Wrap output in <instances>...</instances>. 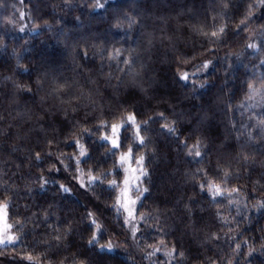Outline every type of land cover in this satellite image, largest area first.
<instances>
[{"label":"trees","instance_id":"16d2710c","mask_svg":"<svg viewBox=\"0 0 264 264\" xmlns=\"http://www.w3.org/2000/svg\"><path fill=\"white\" fill-rule=\"evenodd\" d=\"M99 2L0 0V204L16 238L0 264H264V108L243 105L264 88V5ZM130 114L143 144L131 123L119 147L102 139ZM129 149L148 173L133 225L114 208Z\"/></svg>","mask_w":264,"mask_h":264},{"label":"snow or ice","instance_id":"6c2138e0","mask_svg":"<svg viewBox=\"0 0 264 264\" xmlns=\"http://www.w3.org/2000/svg\"><path fill=\"white\" fill-rule=\"evenodd\" d=\"M259 3L261 5H264V0H259ZM96 7L97 8H102L103 7V4H101L99 2V0H96ZM243 22L244 21H241V23H243ZM21 31H23V29H21ZM223 32H224V28L221 27L218 31L212 32L211 35L214 36V37H219V35L222 34ZM248 47L255 48L256 45L255 44H249ZM120 55H121L120 50L119 49H116L115 50V55L113 57H111V58L112 59H116ZM202 67L204 69H206L208 67V64L205 63L204 65H202ZM180 79L187 81L189 79L188 73L181 74ZM256 94H257V91L255 89H253V95L250 96L249 98L250 99L251 98H254V96ZM124 123H131V124H133L135 126V128H136V137L139 140V142L141 144H143L144 143V139L139 134V131H140L139 125L136 124L135 116L134 115H131V114L128 115L124 119V121H122L121 123H113V124H110V125L109 124L102 125L103 127H108L111 130V134L110 135L103 136L102 139L105 140V141H108L113 147H119V145L117 143V140H118V131H119V129L121 127H123V124ZM145 123H147V122H145ZM168 131L174 133L176 131V129L173 128V127H168ZM113 135H115L117 138L116 139H112V136ZM75 145L80 148V151H79V153H78L77 156H74L73 157V159L75 160L76 171L80 173V177L78 178L79 179V182L81 184V187H84L85 186L84 180H83L84 173H83V170L80 169V159H79V157L85 156L86 155V151H85L83 145L80 144L79 140H76L75 141ZM193 147L195 148V152L193 153L192 150L190 149L189 150V155H195L196 157H199L201 155L200 150H199L200 149V142L198 141ZM130 154H131V149H129V155ZM124 158L125 157L122 156L121 157V160L123 161ZM36 159H39V153H36ZM143 159H144L143 156H141L136 161L137 164L140 165V167H139V176L136 177V179L138 181L140 180L141 177L148 175V173L144 170V167H143ZM61 163H63L62 160H61ZM65 167H67V166L65 165ZM57 171H59V169H57ZM226 175H227V173H226ZM96 181H97V177L94 176V175H92L91 172L89 171V173H88V185L89 186H92L93 184L96 183ZM100 182L102 183L103 181L101 180ZM44 183L47 184L48 181L45 180ZM125 184H127V180L125 181ZM59 187L64 192H69L70 191V189L67 188V187H65L63 184H61ZM111 187H113V188L117 187V184H116V181L115 180L112 181ZM134 187H135V191L137 192V198H139V196L142 195L143 192H146L147 191L146 188L141 189L140 186H139V184H136ZM200 187H201V190H204L205 185H201ZM208 190L210 192H213L214 195H222V192H221V189H220V186L219 185H209L208 186ZM233 191H238V189H234ZM135 202H136L135 200H132L131 201L132 204H135ZM0 208L6 209L7 208V205L6 204H0ZM114 208H116V210H117L118 213H119L120 209H123L125 212H128V216L129 217H132L133 216V210L129 209L126 204L121 203V198L120 197L117 198L116 205H114ZM88 216L91 217L92 216V213H88ZM142 218L143 217H141V219ZM127 223H128V220L125 219V224H127ZM92 224L95 225L96 230L98 232L100 226L97 224V222L94 219L92 220ZM10 229H11V225H6L5 228H4V230L3 231H0V247H7L8 244H12V243L15 242V239L16 238L14 236L8 234ZM133 235H135V229L134 228H133ZM218 238L219 237H217V239ZM57 239H59V237H57ZM89 244L90 245L99 246V248H100V250L102 252H104V251L111 252L112 249H113V245L111 244V242H108L106 244H101L100 243L99 236L96 233H94L93 236H92V238L89 240ZM154 251H160V249L159 248H155ZM174 254H175V250H173V253H170V255H174ZM180 255L182 256L183 254L180 253ZM24 258L25 259H28V260H32L33 259V257L30 256V255L27 256V257H24Z\"/></svg>","mask_w":264,"mask_h":264},{"label":"rangeland","instance_id":"374dc122","mask_svg":"<svg viewBox=\"0 0 264 264\" xmlns=\"http://www.w3.org/2000/svg\"><path fill=\"white\" fill-rule=\"evenodd\" d=\"M261 31H256V32L252 33V38L254 36L256 37V39L258 37H260V40H259L260 45L264 46V33H262ZM257 61H258L260 66L257 67L256 72L262 77L263 70H264L263 69L264 55H259L257 57ZM253 89H255L257 91V94L254 96V98H251V99L248 98V100L245 103H243V105L249 111H252V114L255 118H259L260 111H261L260 109L264 108V88L259 87V86H254L251 90V94L249 95V97L253 95ZM112 139H116V136L113 135ZM117 143L119 145L118 140H117ZM122 156L125 157L123 161L121 160ZM120 163L123 167L124 174H125L124 185H123V189H122L121 194H120L121 203L126 204L129 209L133 210V216L129 217L128 212H125L123 209L122 210H123L125 219L128 220V224L133 225L135 222V217H136L135 208H136V205L138 204V202L140 200V196H141L140 195L139 198H137V192L135 191V187H134L136 184H140V181L142 179V177L140 178L139 181L136 179V177L139 176L140 165L137 164V162L132 161L129 153H122L121 154ZM126 180H127V184H125ZM140 188H141V186H140ZM132 200L136 201L135 204L131 203ZM6 225H9L7 211H6V209L0 208V231H3ZM8 234L14 236L11 229L9 230ZM9 245H11V244H9Z\"/></svg>","mask_w":264,"mask_h":264}]
</instances>
